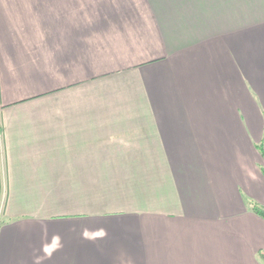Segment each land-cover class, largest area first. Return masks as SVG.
I'll list each match as a JSON object with an SVG mask.
<instances>
[{
	"label": "crops",
	"instance_id": "1",
	"mask_svg": "<svg viewBox=\"0 0 264 264\" xmlns=\"http://www.w3.org/2000/svg\"><path fill=\"white\" fill-rule=\"evenodd\" d=\"M260 143L264 0H0L11 263L264 264Z\"/></svg>",
	"mask_w": 264,
	"mask_h": 264
},
{
	"label": "rangeland",
	"instance_id": "2",
	"mask_svg": "<svg viewBox=\"0 0 264 264\" xmlns=\"http://www.w3.org/2000/svg\"><path fill=\"white\" fill-rule=\"evenodd\" d=\"M3 230L0 234V264H14L11 263L12 256H17L23 254L25 252H29V248L32 243L35 245L37 242L38 237L42 235L41 230L43 228H15V230H5L4 225L2 226ZM1 227V228H2ZM69 230V229H68ZM58 228H53V232H58ZM9 232V233H8ZM9 239L7 242V246H5V240ZM3 254V255H2ZM4 259V260H3ZM10 259L9 263L8 260Z\"/></svg>",
	"mask_w": 264,
	"mask_h": 264
},
{
	"label": "trees",
	"instance_id": "3",
	"mask_svg": "<svg viewBox=\"0 0 264 264\" xmlns=\"http://www.w3.org/2000/svg\"><path fill=\"white\" fill-rule=\"evenodd\" d=\"M258 148H259V150H260V152L262 153V156H263L262 172H263V175H264V147H263L262 143L258 144ZM251 208L256 214H258L259 216L264 218V205H261V204H259L257 202H252L251 203ZM259 255H260V258L264 262V249H262L259 252Z\"/></svg>",
	"mask_w": 264,
	"mask_h": 264
}]
</instances>
